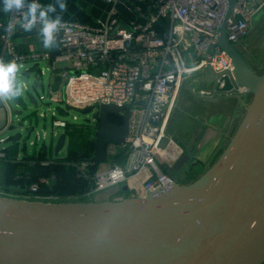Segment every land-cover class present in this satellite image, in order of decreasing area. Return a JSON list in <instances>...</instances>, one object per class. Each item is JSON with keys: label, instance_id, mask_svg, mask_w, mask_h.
Listing matches in <instances>:
<instances>
[{"label": "water", "instance_id": "95a60500", "mask_svg": "<svg viewBox=\"0 0 264 264\" xmlns=\"http://www.w3.org/2000/svg\"><path fill=\"white\" fill-rule=\"evenodd\" d=\"M226 1L208 59L215 48L224 52L231 60L232 76L207 65L191 78L183 75L182 84L201 101L248 98L240 124L216 160L192 182L181 184L178 173L190 166V155L182 153L168 167L171 183L146 198L45 203L0 196V264H264V71L258 74L241 49L227 41L225 26L236 0ZM57 47L58 43L49 49L54 53ZM45 71L34 63L18 75L28 79L29 86L23 83L24 94L12 101L17 120L9 103L10 111L0 100V137L12 132L3 140L9 143L5 148L16 145L20 154H27L25 138L32 134L29 144L36 148L39 114L33 122L23 112L37 104L36 91L44 89ZM60 82L55 76L54 89ZM69 110L66 104L53 107L61 118ZM77 111L91 115L95 128L91 161L98 167L108 161L110 146L124 144L128 109L102 104ZM110 116L122 122L113 123ZM49 136L57 156L67 136L51 128ZM168 143L164 138L160 146ZM39 148L48 150L45 141ZM7 188L26 191L25 186ZM111 189L127 192L128 187Z\"/></svg>", "mask_w": 264, "mask_h": 264}, {"label": "built area", "instance_id": "2783aa9c", "mask_svg": "<svg viewBox=\"0 0 264 264\" xmlns=\"http://www.w3.org/2000/svg\"><path fill=\"white\" fill-rule=\"evenodd\" d=\"M104 1L112 5L106 22L93 26L63 21L54 53L49 48L18 53L12 38L16 31H23L19 26L22 12L11 13L6 23L0 22L1 58L6 62L16 61L22 69L34 63L46 65L41 68L49 71L50 77L45 91L36 95V102L48 106L53 133H64L68 138L67 132L73 125L57 117L51 105L66 104L73 110L94 109L102 104L127 108L128 131L120 146L125 163L121 165L112 159L106 169H98L92 178L93 187L83 198L121 184L131 190L127 197L146 198L171 183L168 173L171 164L159 161L169 143L164 148L160 145L164 138L170 139L168 121L183 75L191 78L193 73L209 65L214 72L232 76L233 66L224 52L215 48L208 59L209 47L216 41L228 5L226 0ZM120 5L132 13L131 18L123 17ZM263 12L264 0H236L225 26L227 41L236 45ZM9 23L16 24L12 33L4 28ZM39 28L37 24L36 29ZM55 76L61 79L57 89L53 87ZM5 107L10 111L8 103ZM40 116L45 117L46 113ZM3 140L0 138L1 143ZM84 167L82 164L79 169L81 174H85ZM140 174L143 178L140 186L129 185V180ZM40 183L47 185L49 179L41 178ZM38 189V183H31L26 193L9 192L0 187V196L62 202L56 195L38 194Z\"/></svg>", "mask_w": 264, "mask_h": 264}, {"label": "crops", "instance_id": "0c3cea01", "mask_svg": "<svg viewBox=\"0 0 264 264\" xmlns=\"http://www.w3.org/2000/svg\"><path fill=\"white\" fill-rule=\"evenodd\" d=\"M38 1L41 5L55 3L57 13H59V0ZM66 2L68 6L67 11L61 14L63 15V21H78L93 26H101L105 23L112 8V5L104 0H66ZM123 7L124 5L118 7L120 13L124 18H131L132 13L128 12ZM0 8H2V5H0ZM55 14L56 13L53 15ZM10 16L11 13L0 11V22L6 23ZM260 17L261 16H257L253 20L252 26L257 24ZM12 40L18 53L40 51L45 48L43 46V38L39 34L38 29H34L32 32L16 31ZM237 47L240 48L239 46ZM2 54L3 48L0 43V58L2 57ZM192 101L191 108L193 113L183 114L179 121L182 126H178L171 134L168 133L170 136L169 144L167 145L163 156L159 158V161L161 163L168 161L169 164H172L182 153L186 152L190 155V170L194 171L196 167L199 169L205 165H211L216 153L226 146L229 137L234 133L244 116V103L248 102V98L244 99V103L239 102L236 99L208 102L192 98ZM90 133V138L94 141V128H91ZM173 137L176 138L175 142L171 139ZM67 140L69 143V137ZM4 149H0V151ZM109 152L110 150L108 149V153ZM120 153L121 149L119 147L117 154ZM24 155L25 154H20L18 151L16 157L21 160L22 157L24 158ZM121 159L122 160H120L121 162H119V164L124 165L125 158ZM109 162L110 163L107 167L112 163L110 159ZM142 179V174H140V176L130 179L129 185L140 186ZM130 193L131 190H127L126 193H123L120 190L111 189L96 193L90 198H93L92 201L116 200L125 198ZM90 198H87L86 201Z\"/></svg>", "mask_w": 264, "mask_h": 264}, {"label": "trees", "instance_id": "16d2710c", "mask_svg": "<svg viewBox=\"0 0 264 264\" xmlns=\"http://www.w3.org/2000/svg\"><path fill=\"white\" fill-rule=\"evenodd\" d=\"M251 65L258 74L264 71V62ZM111 122L119 124L122 120L115 117ZM77 130L81 131V128L73 125L68 131L67 153L62 158L47 157L46 152L41 149L39 152L33 151L31 155L25 154L21 161H17L18 147L13 145L5 148L4 157L0 158V187L6 191L26 193L31 183H38V194H53L62 202L82 200L93 187L92 178L98 168L91 161L94 141L89 133L85 137L77 135ZM72 135L79 137L76 139ZM222 150L223 148L216 153L213 162ZM121 158H125L124 154H118L112 161L119 163ZM82 164H85V174H81L79 170ZM41 178H48L49 184L40 183ZM196 178L194 176L192 181ZM9 186H25L26 191L8 189Z\"/></svg>", "mask_w": 264, "mask_h": 264}, {"label": "rangeland", "instance_id": "374dc122", "mask_svg": "<svg viewBox=\"0 0 264 264\" xmlns=\"http://www.w3.org/2000/svg\"><path fill=\"white\" fill-rule=\"evenodd\" d=\"M123 8L127 10V8L125 7ZM259 16L261 17L259 18L257 24L253 26L251 25L247 35L241 38L239 42L236 43V45L240 47L241 52L244 54V56L248 59V61L251 64L264 62V15L262 16V14H260ZM41 66L43 68H46L45 64H41ZM18 79H20L24 84H26V86H29L28 79H25L22 77H18ZM48 79H49V71L46 70L45 75L42 78L44 82V89L37 90L36 91L37 94H41L43 93L42 91H45V87L47 86ZM8 103L12 109L13 120H17V117H15V112L18 109H16L15 104L12 101H9ZM192 103H193L192 97L190 96L186 87L183 86L179 92L178 98L175 103V108L173 109L172 114L168 121V133L169 134L174 132L178 126L180 125L182 126V124H180L179 121L183 114L193 113L192 108H191ZM51 107L53 108L54 105H51ZM42 112L46 113L45 123L43 122V119L40 116V113ZM23 114L24 115L30 114L33 122L35 121L34 117L36 114L37 115L39 114V117H40L36 120V130L38 131V134H39V139H38L36 148L29 144L30 141H34V134H32L27 139L25 138V141L27 142V155H31L34 150L39 152L40 150L39 147L41 146L42 142L45 141L46 145L48 146V150L46 151L47 157H53V158L64 157L67 152L66 147L68 145V140L66 142L65 147L60 151V153L57 156H54L53 154V146H52L50 136H49L50 128H51V123H50L51 114H50V111L48 110V106L46 105V103L44 105H41L39 101H37V104L35 106L33 107L28 106V109L24 111ZM90 118H91L90 114L83 115L77 110L70 109L68 116L64 117L63 119L69 125L79 126L81 128V131L77 130L76 134L81 137H85L87 133H89L91 136L90 132H91L92 124H90L91 123ZM114 118H115L114 116H110V120H113ZM44 131L46 132V136L43 138L42 134ZM11 134L12 132L11 133L9 132L7 134H4L0 138H5L7 135H11ZM79 136H73V138L77 139V137ZM8 144H9L8 142H2L0 144V149L5 148L6 146H8ZM109 150L110 152L108 153V159L112 160L115 156L118 155L117 151L119 150V147L110 146ZM109 163L110 162L108 160L106 163L100 164L98 169L99 170L105 169ZM208 167H209L208 165L207 166L205 165L203 167H200L199 169L196 167L194 171L193 170L187 171V169L189 168V165L184 166L182 171L178 173L179 183L187 184V183L192 182V179L195 175L200 176ZM92 199L93 198H90L89 200H92ZM82 201H86V198H83Z\"/></svg>", "mask_w": 264, "mask_h": 264}, {"label": "clouds", "instance_id": "9594fccd", "mask_svg": "<svg viewBox=\"0 0 264 264\" xmlns=\"http://www.w3.org/2000/svg\"><path fill=\"white\" fill-rule=\"evenodd\" d=\"M0 11L4 13L22 12L20 28L32 32L40 25L39 34L43 38V46L51 48L57 44V36L63 27V15L67 11L66 0H59V13L55 3L41 5L38 0H0ZM56 13L55 15H53ZM5 31L12 33L16 30L15 23L4 26ZM22 65L16 61L6 62L0 58V100L5 103L18 99L24 92L23 82L18 79Z\"/></svg>", "mask_w": 264, "mask_h": 264}]
</instances>
